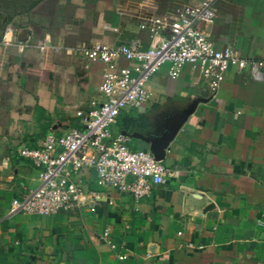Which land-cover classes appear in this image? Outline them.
<instances>
[{
	"label": "crops",
	"instance_id": "0c3cea01",
	"mask_svg": "<svg viewBox=\"0 0 264 264\" xmlns=\"http://www.w3.org/2000/svg\"><path fill=\"white\" fill-rule=\"evenodd\" d=\"M204 1L0 0L9 37L0 35V264H264V0H220L214 24L200 25L216 48L262 63L258 78L231 68L213 93L199 69L185 66L173 79L164 66L149 102L119 115L113 132L131 149L163 150V185L137 201L90 171L81 179L101 197L89 207L10 212L40 176L17 149L84 129L78 112L102 101L105 65L80 55L81 46L148 49L140 16Z\"/></svg>",
	"mask_w": 264,
	"mask_h": 264
},
{
	"label": "built area",
	"instance_id": "2783aa9c",
	"mask_svg": "<svg viewBox=\"0 0 264 264\" xmlns=\"http://www.w3.org/2000/svg\"><path fill=\"white\" fill-rule=\"evenodd\" d=\"M219 1L175 7L163 17L140 16L139 28L152 41L148 49L137 43L81 46L80 55L105 65L102 101L86 114L78 112L84 118V129L71 128L62 134L51 131L39 148L17 149L18 156L32 162L40 176L35 190L12 201L11 214L52 216L89 207L101 197L88 190L81 179L90 171L99 185L116 188L137 201L165 183L170 171L163 161L151 151L131 149L128 136L115 134L113 127L123 110L149 102L150 81L164 66H169L173 79L180 77L185 66L199 69L213 93L231 68L250 69L255 78L261 75L262 63L240 57L230 46L216 48L210 33L200 27L214 24ZM3 41L9 43L8 32ZM46 49L43 46L40 51ZM121 60L128 65L121 66Z\"/></svg>",
	"mask_w": 264,
	"mask_h": 264
},
{
	"label": "water",
	"instance_id": "95a60500",
	"mask_svg": "<svg viewBox=\"0 0 264 264\" xmlns=\"http://www.w3.org/2000/svg\"><path fill=\"white\" fill-rule=\"evenodd\" d=\"M156 158L159 160H163V150L161 148H154V151H152Z\"/></svg>",
	"mask_w": 264,
	"mask_h": 264
},
{
	"label": "rangeland",
	"instance_id": "374dc122",
	"mask_svg": "<svg viewBox=\"0 0 264 264\" xmlns=\"http://www.w3.org/2000/svg\"><path fill=\"white\" fill-rule=\"evenodd\" d=\"M3 33H4V35H5V32H1V31H0V35L3 34ZM3 37H4V36H3Z\"/></svg>",
	"mask_w": 264,
	"mask_h": 264
}]
</instances>
